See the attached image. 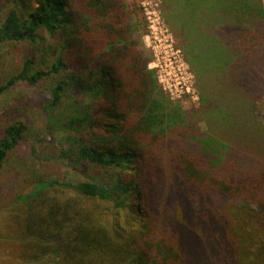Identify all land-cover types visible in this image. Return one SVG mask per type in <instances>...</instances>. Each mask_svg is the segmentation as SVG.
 Returning a JSON list of instances; mask_svg holds the SVG:
<instances>
[{
	"label": "trees",
	"instance_id": "1",
	"mask_svg": "<svg viewBox=\"0 0 264 264\" xmlns=\"http://www.w3.org/2000/svg\"><path fill=\"white\" fill-rule=\"evenodd\" d=\"M160 11L195 79L192 110L161 88L128 0H0V42L35 52L5 89L49 78V143L76 175L40 179L24 204L64 263L116 248L132 264H264V0ZM26 130L5 126L0 170ZM86 201L129 234L115 242Z\"/></svg>",
	"mask_w": 264,
	"mask_h": 264
},
{
	"label": "rangeland",
	"instance_id": "2",
	"mask_svg": "<svg viewBox=\"0 0 264 264\" xmlns=\"http://www.w3.org/2000/svg\"><path fill=\"white\" fill-rule=\"evenodd\" d=\"M128 3L137 14L140 26L136 36L151 57L150 67L155 70L161 88L172 99L180 100L185 109L197 108L194 76L163 21L160 0H128ZM34 55L33 47L28 43L0 42V137L8 124L21 121L27 125L23 138L11 150L0 170V264H72L64 263L65 260L57 258L51 251L47 255L51 246L47 226L42 228L39 223L35 227L40 209L35 205L33 211L32 204H24L25 200L32 201L33 196H28L40 179L63 182L76 177L64 162L56 159V146L49 143L52 139L45 127L49 78L36 85L17 81L5 89L8 79L22 70L24 60ZM261 107L264 114V102ZM26 195L28 198L25 199ZM58 198L65 201L67 196L59 194ZM50 207L48 205V210ZM83 207L93 212L96 224L106 228L115 242L120 239L119 235L129 234L125 220L121 221V228L114 226L108 207L97 209L91 201H86ZM139 218L143 220L144 217ZM133 222L137 223L136 220ZM64 228L68 230V226L60 230ZM40 232L44 234L40 235ZM55 241L62 242V238ZM123 256L124 252L115 248L85 264H132L131 259Z\"/></svg>",
	"mask_w": 264,
	"mask_h": 264
}]
</instances>
